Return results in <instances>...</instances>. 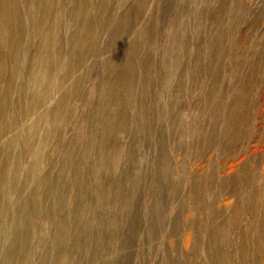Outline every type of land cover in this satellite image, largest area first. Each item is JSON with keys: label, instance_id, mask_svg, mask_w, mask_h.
<instances>
[{"label": "rangeland", "instance_id": "obj_1", "mask_svg": "<svg viewBox=\"0 0 264 264\" xmlns=\"http://www.w3.org/2000/svg\"><path fill=\"white\" fill-rule=\"evenodd\" d=\"M0 264H264V0H0Z\"/></svg>", "mask_w": 264, "mask_h": 264}]
</instances>
